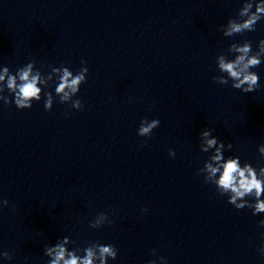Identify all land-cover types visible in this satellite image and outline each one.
Listing matches in <instances>:
<instances>
[{"label":"water","instance_id":"1","mask_svg":"<svg viewBox=\"0 0 264 264\" xmlns=\"http://www.w3.org/2000/svg\"><path fill=\"white\" fill-rule=\"evenodd\" d=\"M243 2L0 0V69L14 74L35 61L44 79L49 65L76 74L85 61L89 70L73 97L82 110L59 102L55 78L44 89L51 111L43 96L24 110L0 101V200L9 202L0 252L12 256L0 264H47L44 248L63 237L74 241L69 250L114 245L108 264L246 262L264 213L236 209L197 174L211 154L199 147L206 127L232 144L225 157L264 166V59L251 69L254 92L212 80L216 57L234 58L231 43L248 40L255 52L264 39V19L223 36ZM145 118L160 120L150 138L137 134ZM101 212L112 223L89 227Z\"/></svg>","mask_w":264,"mask_h":264},{"label":"clouds","instance_id":"2","mask_svg":"<svg viewBox=\"0 0 264 264\" xmlns=\"http://www.w3.org/2000/svg\"><path fill=\"white\" fill-rule=\"evenodd\" d=\"M261 19H264V0H244L243 6L238 11V19L231 18L226 25H222V34L225 37H232L246 31H255L256 24ZM227 52L235 54L234 58L229 59L224 53L216 57L218 71L221 74L213 76V82L226 85L231 80V86L243 93H251L259 89V76L251 69L259 67L264 59V39L259 41L258 50L255 52L248 40L231 43ZM81 64L83 66L76 74H73L69 67L49 65L51 71L46 79L42 78L41 70L36 67L35 61H29L14 74L4 66L0 69V85H5L6 82L9 95L0 96V101L5 105L14 103L18 110H24L30 109L33 102H39L43 96L45 110L51 111L54 96L44 89H47L55 78L57 81L55 95L59 97V102L62 104L70 102L72 108L82 110L83 102L80 99L73 100L81 86L87 82L89 70L85 61H81ZM4 91L5 87H0V92ZM159 126V119L149 121L145 118L141 121L137 134L150 138ZM213 131L206 127L200 133V150L203 153H209L211 150V154L197 174L204 177L205 183L214 185L220 196H227V203L236 209L247 207L252 210L253 215L264 213V198H262L264 197V166L257 168L250 162L241 163L239 156L225 157V149L231 150L232 144H225L224 141L219 140L212 135ZM258 152L264 159V144L259 146ZM168 154L173 158L176 155L173 149H169ZM8 204V200H0V207H7ZM12 210L15 211V206ZM144 211L146 212L147 209ZM111 223L108 214L101 212L90 221L89 227L99 229ZM259 226L264 227V219L259 221ZM73 243L74 241L69 237H63L54 246H46L44 255L49 258L47 264H108L109 259L116 260L118 256V249L112 244L105 245L97 241L83 249L77 247L69 250L68 245ZM259 252L264 256V245L260 247ZM0 256L7 260L12 259L8 251L0 252ZM159 259L164 261L163 257ZM148 264H156V261H149Z\"/></svg>","mask_w":264,"mask_h":264}]
</instances>
